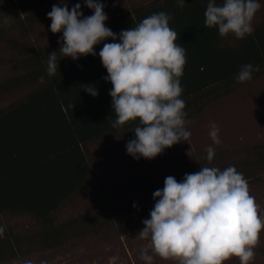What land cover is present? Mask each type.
I'll list each match as a JSON object with an SVG mask.
<instances>
[{
    "label": "trees",
    "instance_id": "trees-1",
    "mask_svg": "<svg viewBox=\"0 0 264 264\" xmlns=\"http://www.w3.org/2000/svg\"><path fill=\"white\" fill-rule=\"evenodd\" d=\"M53 2L60 0H0L1 7L24 12L26 8ZM206 5L207 0H186L181 9L175 0H154L106 21V26L119 34L152 13L170 14L169 26L178 34L176 43L186 50L180 81L185 111L193 115L242 84L234 78L242 64L260 65L252 79L264 75V17L252 35L244 39L231 34L221 37L216 28L204 25ZM105 42H112L111 38L95 46L96 56L73 60L57 53L61 59L53 76L46 72L47 59L49 53L59 50V44L35 50L10 42L20 70L0 81V97L17 90L29 91L0 111V215H29L40 230L26 237L5 232L0 238V264L32 250L50 249L74 237L95 233V226L96 233L104 229H116L119 234L128 232L130 220L126 214H116L106 194L97 214L77 215L62 224L55 222L56 213L88 187L98 166L88 159V144L123 132V139L103 156L106 159L120 152L135 136L132 130L138 121L112 127V85L104 79L107 71L98 55ZM87 84L95 86L98 96L83 90ZM262 149L255 153L258 159L252 166L256 169L260 165L259 170H247L246 178L255 176L258 181L260 171H264V146ZM154 183L164 186L163 181ZM129 186L128 194H134L136 186Z\"/></svg>",
    "mask_w": 264,
    "mask_h": 264
},
{
    "label": "clouds",
    "instance_id": "clouds-1",
    "mask_svg": "<svg viewBox=\"0 0 264 264\" xmlns=\"http://www.w3.org/2000/svg\"><path fill=\"white\" fill-rule=\"evenodd\" d=\"M175 3L182 9L186 0ZM83 6L92 14L85 16L81 3L69 7L66 0L53 4L47 13L49 30L62 33L57 41L59 50L48 55V76L57 73L61 58L96 56L95 46L111 38L112 42L103 43L98 55L107 71L104 79L112 85V127L138 121L132 130L134 138L126 142L127 154L134 159H152L174 144L189 143L191 131L187 125L191 120L185 111L180 81L186 50L176 43L178 34L169 26L170 14L152 13L135 27L117 34L106 26L108 16L102 0H83ZM260 8L261 0H207L204 25L216 28L221 37L231 34L244 39L254 32L253 20ZM57 53L61 54L59 60ZM259 71L260 65L245 63L234 78L245 83ZM83 90L98 96L92 84L83 85ZM208 128L212 144L205 152L211 162L215 156L213 145L222 140L216 122ZM153 199L149 217L142 221L144 227L136 235L149 241L139 257L145 264H153L154 256L178 264H224L233 256L239 264L254 261L264 216L259 214L260 206L250 194L247 179L234 165L223 170L201 166L197 172L185 173L179 181L169 175L163 188L153 192ZM4 234L5 227L0 225V238ZM26 264L33 262L28 260ZM40 264L47 261L41 260Z\"/></svg>",
    "mask_w": 264,
    "mask_h": 264
},
{
    "label": "rangeland",
    "instance_id": "rangeland-1",
    "mask_svg": "<svg viewBox=\"0 0 264 264\" xmlns=\"http://www.w3.org/2000/svg\"><path fill=\"white\" fill-rule=\"evenodd\" d=\"M153 1L102 0L106 5L104 11L108 20L135 7L147 6ZM66 2L71 7L78 1ZM59 3L36 5L32 9L26 8L25 12L4 8L0 4V81L20 70L16 65V51L10 42H18L35 50L58 45L57 41L62 33L54 34L49 30L51 20L47 13L51 11L53 4ZM79 3L82 4L85 16L92 14V10L84 7L82 1ZM30 15V19L26 18ZM263 17L264 0H261V8L253 20L254 28L261 23ZM28 91L29 89L17 90L0 97V111L24 97ZM187 118L191 120L187 125L191 131L190 144H174L152 159H134L127 154L126 146L117 154L102 159L109 149L123 139V132L91 142L86 147L89 161L98 166L88 181V187L56 213L55 222L62 224L77 215L97 214L102 196L106 194L111 199L116 214H126L130 220L126 234H119L116 229H104L96 233L98 227L95 226V233L74 237L67 243L50 249L32 250L24 256L10 258L4 264H26L28 260L33 264H40L41 260H46L47 264H145L139 257L149 241L136 235L144 227L142 221L149 217L154 206L153 192L162 189V185H155V181L164 182L169 175L179 181L185 173L197 172L201 166H215L223 170L234 165L244 177L247 170L252 173L259 170L260 165L256 169H252V166L255 167L253 163L258 159L256 154L264 146V75L237 85L233 92L212 101L198 115L190 112ZM211 122L218 124L222 143L213 145L215 156L209 162L205 148L212 144L208 135ZM254 178L255 176L246 178L249 191L260 206L259 214L264 216V171H260L258 181ZM129 185L136 186L134 194H128ZM134 203L136 207H133ZM137 218L140 220L136 221ZM0 225L5 227V232H12L20 237L40 230L36 222L26 214H1ZM255 252L256 256L251 264H264V229L260 233ZM153 264L178 262L154 256ZM224 264H239V259L233 256L224 261Z\"/></svg>",
    "mask_w": 264,
    "mask_h": 264
}]
</instances>
